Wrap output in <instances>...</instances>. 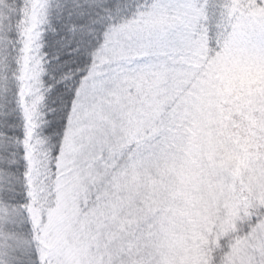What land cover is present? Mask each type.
I'll list each match as a JSON object with an SVG mask.
<instances>
[{"label": "snow or ice", "instance_id": "snow-or-ice-1", "mask_svg": "<svg viewBox=\"0 0 264 264\" xmlns=\"http://www.w3.org/2000/svg\"><path fill=\"white\" fill-rule=\"evenodd\" d=\"M0 264H264V0H0Z\"/></svg>", "mask_w": 264, "mask_h": 264}]
</instances>
